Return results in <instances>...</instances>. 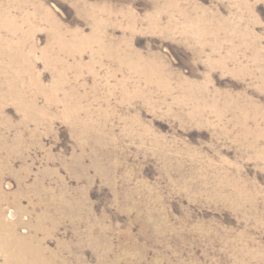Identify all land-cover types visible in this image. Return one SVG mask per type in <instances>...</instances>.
<instances>
[{"label": "rangeland", "instance_id": "1", "mask_svg": "<svg viewBox=\"0 0 264 264\" xmlns=\"http://www.w3.org/2000/svg\"><path fill=\"white\" fill-rule=\"evenodd\" d=\"M1 219L61 264H264V0H0Z\"/></svg>", "mask_w": 264, "mask_h": 264}, {"label": "bare ground", "instance_id": "2", "mask_svg": "<svg viewBox=\"0 0 264 264\" xmlns=\"http://www.w3.org/2000/svg\"><path fill=\"white\" fill-rule=\"evenodd\" d=\"M54 27L59 31L58 24H54ZM58 31V38L63 40ZM61 43L66 45V40ZM15 224L0 220V256L4 255L3 264H61L56 254L48 253L41 240L18 236L14 232Z\"/></svg>", "mask_w": 264, "mask_h": 264}]
</instances>
